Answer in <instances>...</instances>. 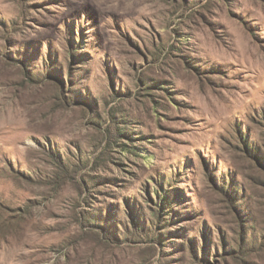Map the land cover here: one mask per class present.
Wrapping results in <instances>:
<instances>
[{
    "label": "rangeland",
    "instance_id": "rangeland-1",
    "mask_svg": "<svg viewBox=\"0 0 264 264\" xmlns=\"http://www.w3.org/2000/svg\"><path fill=\"white\" fill-rule=\"evenodd\" d=\"M254 154L264 0H0V264H264Z\"/></svg>",
    "mask_w": 264,
    "mask_h": 264
},
{
    "label": "trees",
    "instance_id": "trees-1",
    "mask_svg": "<svg viewBox=\"0 0 264 264\" xmlns=\"http://www.w3.org/2000/svg\"><path fill=\"white\" fill-rule=\"evenodd\" d=\"M254 152V151H253ZM257 157V158H259V159H257L258 161H259V163L264 167V158L263 157H261L259 154L257 155V154H254V157Z\"/></svg>",
    "mask_w": 264,
    "mask_h": 264
}]
</instances>
